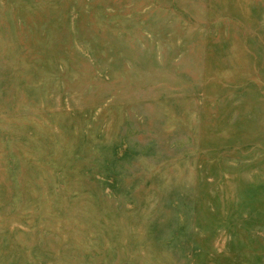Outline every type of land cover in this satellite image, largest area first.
<instances>
[{
  "label": "rangeland",
  "instance_id": "374dc122",
  "mask_svg": "<svg viewBox=\"0 0 264 264\" xmlns=\"http://www.w3.org/2000/svg\"><path fill=\"white\" fill-rule=\"evenodd\" d=\"M0 264H264V0H0Z\"/></svg>",
  "mask_w": 264,
  "mask_h": 264
}]
</instances>
